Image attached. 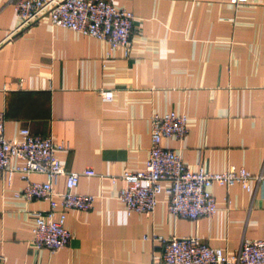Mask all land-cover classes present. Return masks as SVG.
I'll use <instances>...</instances> for the list:
<instances>
[{
	"label": "crops",
	"instance_id": "1",
	"mask_svg": "<svg viewBox=\"0 0 264 264\" xmlns=\"http://www.w3.org/2000/svg\"><path fill=\"white\" fill-rule=\"evenodd\" d=\"M110 1L135 16L128 50L55 26L48 15L17 29L16 0H0L5 135L27 128L50 136L68 146L59 154L67 173L97 174L80 176L75 192L96 199L88 211H66L71 237L55 252L29 243L33 212L48 202L16 198L25 182L16 176L6 188L0 174L1 263L153 264L173 237L229 251L245 239L264 240V185L252 183V192L215 185L216 214L192 221L171 216L164 193L150 215L127 216L120 181L101 178L142 169L151 117L172 111L188 117V133L163 145L191 171L264 170V0ZM64 190L61 176L54 191Z\"/></svg>",
	"mask_w": 264,
	"mask_h": 264
},
{
	"label": "built area",
	"instance_id": "2",
	"mask_svg": "<svg viewBox=\"0 0 264 264\" xmlns=\"http://www.w3.org/2000/svg\"><path fill=\"white\" fill-rule=\"evenodd\" d=\"M230 1L233 4L247 2ZM15 10L19 18L17 29L48 15L53 25L103 40L110 48L128 50L136 30L134 14L117 8L110 0H16ZM101 96L105 101L111 100L113 91L102 90ZM150 126L151 145L144 167L124 171L118 177H101L112 185L120 181L118 200L127 216L150 215L156 208L158 196L164 193L171 216L192 221L212 218L217 212L211 193L213 186L240 185L252 192V183L255 187L264 185V170L253 175L236 167L222 173H212L201 166L196 171L188 169L179 153L163 145L166 139L179 141L185 137L188 133L186 115L173 111L154 114ZM67 149L65 143H57L50 136L35 135L27 128L21 129L17 138L7 137L4 114L0 112V174L5 187L10 188L18 176L25 186L15 194L16 198L48 202L45 211L33 212L29 243L37 249L55 252L65 248L71 237L65 226L66 211H88L96 199L75 192L80 176L97 174L91 169L67 173L59 158ZM34 173L45 175L46 180L31 181ZM61 176L65 177V190L57 193L54 185ZM163 242L162 255L153 264H264V240L245 239L234 251L210 247L198 237H173Z\"/></svg>",
	"mask_w": 264,
	"mask_h": 264
}]
</instances>
